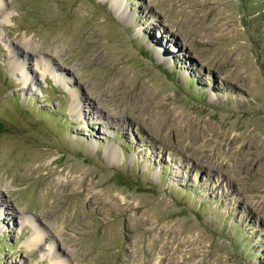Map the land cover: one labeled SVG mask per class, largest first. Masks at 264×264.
<instances>
[{
    "label": "rangeland",
    "instance_id": "obj_1",
    "mask_svg": "<svg viewBox=\"0 0 264 264\" xmlns=\"http://www.w3.org/2000/svg\"><path fill=\"white\" fill-rule=\"evenodd\" d=\"M0 199V264H264V0H0Z\"/></svg>",
    "mask_w": 264,
    "mask_h": 264
},
{
    "label": "bare ground",
    "instance_id": "obj_2",
    "mask_svg": "<svg viewBox=\"0 0 264 264\" xmlns=\"http://www.w3.org/2000/svg\"><path fill=\"white\" fill-rule=\"evenodd\" d=\"M113 5H114V7H113V9H114V11H115V13L121 18V16L122 17H126V12H125V10H124V8H123V5H122V3H120L119 1H116V2H114L113 3ZM127 18V17H126ZM19 54H21V53H19L18 52V50L17 51H15V53H14V59L16 60V56L17 55H19ZM27 54V53H26ZM25 55V54H24ZM27 56H28V54H27ZM13 59V60H14ZM43 59H44V57H43ZM15 60H14V62H15ZM46 61H47V59H45ZM50 63V62H49ZM15 65H14V67H15V69H17V70H21V68L23 69L24 68V66L23 65H20V64H16V63H14ZM40 66V65H39ZM120 75V74H119ZM139 93H140V91H139ZM139 93H136V95H135V99L133 100V103H135V104H138L139 102H138V99L140 98H138V96L140 95ZM86 100V99H85ZM78 105H79V102H78V97H76V98H74V105H73V109L78 113ZM150 105V104H149ZM145 108V109H147V110H151L152 111V113H154V110H155V108L156 107H153V106H148V104L146 105V104H142V108ZM166 113V112H165ZM164 112H162V113H160V112H155V117H156V120L160 123L161 121L162 122H164V124L165 125H167V124H173V121L170 119V116L168 115V117L166 116V114H165ZM183 124L184 125H177V124H174L175 125V127L177 128H181V127H183L184 129H185V132H189V130L191 129V127L188 125V124H186L185 122H183ZM181 126V127H180ZM168 127V126H167ZM106 158H107V160L108 161H111L113 158H114V151H110V153L109 152H107V154H106ZM2 202V200L0 199V203ZM39 238H40V236H38ZM42 239V238H41ZM37 240H38V238H37Z\"/></svg>",
    "mask_w": 264,
    "mask_h": 264
}]
</instances>
